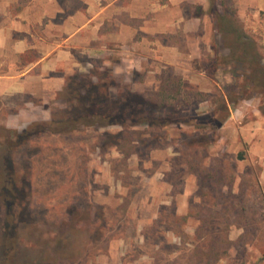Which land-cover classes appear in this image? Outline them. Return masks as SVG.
Returning a JSON list of instances; mask_svg holds the SVG:
<instances>
[{
    "label": "rangeland",
    "instance_id": "obj_1",
    "mask_svg": "<svg viewBox=\"0 0 264 264\" xmlns=\"http://www.w3.org/2000/svg\"><path fill=\"white\" fill-rule=\"evenodd\" d=\"M213 2L241 41L214 25L211 50L199 46L197 61L148 64L128 84L113 75L114 60L96 57L64 94L89 88L90 72L113 78L128 89L105 92L136 93L130 103L148 122L170 125L24 141L30 124L72 114L71 105L0 98V188L6 169L16 187L17 264H264V9L242 15L239 0ZM199 117L211 120L181 123ZM6 218L0 193V260Z\"/></svg>",
    "mask_w": 264,
    "mask_h": 264
},
{
    "label": "crops",
    "instance_id": "obj_2",
    "mask_svg": "<svg viewBox=\"0 0 264 264\" xmlns=\"http://www.w3.org/2000/svg\"><path fill=\"white\" fill-rule=\"evenodd\" d=\"M211 5L212 0H0V98L48 103L96 57L114 60L113 75L125 84L135 83L133 74L148 64L179 69L195 62L199 46L211 50ZM238 6L243 15L264 9V0H239Z\"/></svg>",
    "mask_w": 264,
    "mask_h": 264
},
{
    "label": "trees",
    "instance_id": "obj_3",
    "mask_svg": "<svg viewBox=\"0 0 264 264\" xmlns=\"http://www.w3.org/2000/svg\"><path fill=\"white\" fill-rule=\"evenodd\" d=\"M222 6V3L220 4ZM210 12L215 18V30L222 36H229L236 33L237 42L242 40L240 32L233 27L231 20L227 17L226 12H223L219 8L217 2H213ZM228 22V23H227ZM228 24V25H227ZM85 75V74H83ZM99 75H94L92 72L86 75L90 79V87L82 88L77 86L71 99H68L64 94L70 92L75 77H71L62 91H60L56 97H66L67 103L72 107V114L53 115L50 121L45 123H32L22 133L18 135V138H22L24 141L30 140L36 136L42 134L64 135L79 131L83 128H107L112 126H120L122 128L138 127L142 125H151V123L159 125H170L168 121L154 120L148 122L146 117H143V108L141 106L131 105V96L137 94L132 91H127L124 97L111 95L110 92H105L106 88H123L127 90V87H121L113 78L108 80L101 79ZM253 83H257V80L252 79ZM104 90V91H103ZM141 97V96H140ZM71 101H75L72 104ZM145 107V104L142 106ZM65 115V116H64ZM67 115V116H66ZM211 118V116L209 117ZM211 120V119H209ZM208 120V121H209ZM202 118L190 119L181 122L185 125H197L200 123H207ZM10 165H8L9 167ZM7 170L4 171V182L0 188L1 195L6 200L7 218L5 221V244L3 256L0 260V264H17V252L19 248V236L17 234V216L15 212L16 208V187L15 182L8 180ZM2 177V175H1ZM60 239V238H59ZM58 239V240H59ZM61 240V239H60ZM62 240L57 242L58 247L62 246ZM189 250V249H188Z\"/></svg>",
    "mask_w": 264,
    "mask_h": 264
}]
</instances>
